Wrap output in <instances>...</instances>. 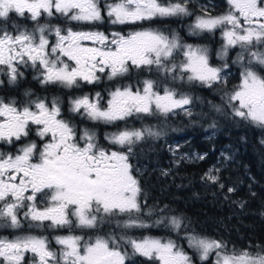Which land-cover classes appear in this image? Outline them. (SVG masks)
I'll return each instance as SVG.
<instances>
[{"label":"snow or ice","instance_id":"6c2138e0","mask_svg":"<svg viewBox=\"0 0 264 264\" xmlns=\"http://www.w3.org/2000/svg\"><path fill=\"white\" fill-rule=\"evenodd\" d=\"M189 2L0 0V21L15 14L36 24L32 30L0 27V74L16 83L24 76L21 68L31 67L42 84L68 89L99 83V74L113 82L131 80L135 74V82L116 83L104 104L99 92L70 101L71 113L112 126L133 116L167 119L177 111L192 116L188 106L193 98L177 90L178 81L208 88L222 85L224 103L212 105L213 110L264 129V0H226L227 8L220 15L204 11L195 16L189 26L191 34L221 32L224 43L217 56L224 63L219 67L210 63L207 47L184 44L176 33L148 27L105 34L39 23L42 17L59 14L78 23L107 19L113 25H136L193 16ZM232 49H238L231 65L238 66L239 83L227 89ZM145 72L152 78L139 79ZM162 134L155 125L125 126L106 135L105 146L93 129H78L63 118L58 99L24 103L0 99V144L14 149L0 151V226L20 229L22 220L37 227L47 221L48 227L67 228L69 233L52 238L58 249L43 235L0 236V264H127L136 256L151 264H194L192 255L171 237L129 234L132 229L152 227L178 236L183 231L188 248L200 261L214 257L211 264H264V248L230 251L221 240L186 231L184 218L168 214L167 206L158 208L141 198L140 181L134 174L139 170L131 158L138 144ZM220 172V168H210L201 180L223 190ZM234 191V187L227 188V193ZM229 198L224 194L225 200ZM38 199L46 206L38 207ZM153 216L156 219L149 223ZM112 224L114 228L99 234ZM77 229L85 234H74Z\"/></svg>","mask_w":264,"mask_h":264},{"label":"trees","instance_id":"16d2710c","mask_svg":"<svg viewBox=\"0 0 264 264\" xmlns=\"http://www.w3.org/2000/svg\"><path fill=\"white\" fill-rule=\"evenodd\" d=\"M236 77V73L228 77L227 89L235 86ZM224 88L214 85L204 92L199 86L193 87L192 116L178 117L171 136L164 138L161 135L158 139L138 144L131 160L149 163L171 161L173 159L164 140L178 144L177 151L192 155L190 159L180 157L182 164L175 170L178 178L187 180L172 185L175 189L172 195L176 198L174 208L182 212L178 217L184 218L188 225L186 231L195 230L221 240L230 251H251L264 247V144L260 143L264 139V129L213 110L212 105H223ZM202 106L205 117L201 114ZM128 123L129 128L141 127L137 120ZM213 123L215 127L210 126ZM195 153L204 159H197ZM212 167L221 169V182L225 184L223 190L201 180ZM160 187L162 190L169 188L167 184ZM228 187H234L235 191L227 193ZM224 194L230 198L225 200ZM183 235L182 231L177 239ZM193 257L195 264H210L213 258L202 263Z\"/></svg>","mask_w":264,"mask_h":264},{"label":"flooded vegetation","instance_id":"af4514ba","mask_svg":"<svg viewBox=\"0 0 264 264\" xmlns=\"http://www.w3.org/2000/svg\"><path fill=\"white\" fill-rule=\"evenodd\" d=\"M103 2L104 0H102V4ZM162 2H167V0H162ZM226 8V0H190L189 10L193 12V16L189 17L157 18L153 21H146L136 25H113L110 24L107 19H105L103 23L86 24L70 21L63 16L56 14L53 17H42L39 23L47 24L49 27L59 26L62 29L71 28L74 31H101L105 34L111 33L113 31L127 33L129 31L140 30L141 28L148 27L162 30L166 34L176 33L179 36L181 42L184 44L207 47L209 49L210 63L213 66L219 67L224 63V60L220 59L217 56V53L224 43L220 30H217L215 33H201L199 35H193L190 32L189 26L194 22L195 16L203 15L204 11H207L211 15L216 16L223 13ZM35 26V22L31 21L27 17L21 18L16 16L15 14H12L8 21H0V27H5L9 31H14L15 28H19L21 30L27 28L28 30H32ZM49 39L54 40V36H49ZM85 43L90 45V42ZM235 69H238V67H235L233 65L230 67V70H233L234 72H236ZM21 71L24 72V76L18 78L16 83H9L8 78L5 75L0 74V81H3V83H0V99H4L5 101L9 99H15L18 103H24L29 100L36 99H45L46 101L51 102L53 99H58L61 104L63 118L70 119L77 125L78 129L83 127L93 129L99 137L100 143L105 146L108 145L104 137L111 132L122 129L125 126L129 128L128 122L130 121L137 120L138 122H140V119H143L145 120V123H151L152 125L159 127L163 133L162 135L164 136V138H166L167 136H171L175 132L173 131V129H175L176 127L175 120L178 117L187 118V115H185L182 111H177L175 115H170L167 119L158 116L143 118H137L133 116L130 117L126 122H118L116 126L96 124L83 119L79 115L71 113L69 111L70 101L78 96H95V93L99 92L104 97V100L101 102L102 104H104L108 98L109 91H111L116 86V83L135 82V80L138 78L135 74H133L131 80L125 79L118 82L109 81L107 80L105 74H99L101 75V80L99 83L92 85L81 83V86L79 88L68 89L62 87L59 84H42L40 80L36 78L39 73L37 72V70H34L31 67L21 68ZM143 78L152 77L151 74L145 72L139 77V79ZM174 86L178 91L186 92L192 97L194 95L193 87L199 86V88H201V90L204 92L207 88L199 84H188L179 81L176 82ZM200 100L204 102L203 98H200ZM192 106L193 104L190 105V109ZM201 108L202 117H205V108H203V106ZM164 142L167 145V143L171 142V140L165 139ZM0 151L8 152L14 151V149L9 145L0 144ZM131 162L133 163L134 168L139 170L138 172H134V174L137 175V178L140 181V186L142 188L141 198L143 199L146 197L147 203L149 205H154L158 208L167 206V212L170 215L179 216V214H182V212H180L179 210L177 211L174 208L176 207V198L174 195H172L173 191H175V189L172 188V185L175 186L177 183L180 184L184 180L183 178H178L175 171L177 167L182 164V162L177 160L154 163L132 160ZM165 172H167V175H164ZM185 180H187V178H185ZM160 183L167 184L169 188H164L162 190L160 187ZM37 206L43 208L46 205L38 199ZM155 219L156 216H153L151 220H149V223H151ZM48 223L49 222L46 221L43 225L37 227L34 223L30 225L28 221L22 220V227L20 229H11L0 226V236H7L11 238L14 235L29 233L32 235H43L47 236L52 242L51 247H53L54 249H58L59 246L55 244L52 238L57 235L69 234L68 229H53L48 227ZM114 227V224L106 225L103 227V230L99 234L103 235ZM74 234L84 235L85 232L77 229L75 230ZM89 234L95 235L96 233ZM129 234L135 236L136 238L150 235L157 238L171 237L172 239L177 240L176 233L170 232L163 227H152L150 229H132L129 230ZM183 237H180V239L178 238L180 241L177 240V242L184 247L185 251H187L189 255H193L192 249L188 248L187 241ZM127 264H151V262L147 261L143 257L136 256L128 261Z\"/></svg>","mask_w":264,"mask_h":264},{"label":"rangeland","instance_id":"374dc122","mask_svg":"<svg viewBox=\"0 0 264 264\" xmlns=\"http://www.w3.org/2000/svg\"><path fill=\"white\" fill-rule=\"evenodd\" d=\"M236 51H238V49H232V50H230V52H229V63H230V65H231V59H234L235 58V53H236ZM232 66V65H231ZM233 66H235V67H238L237 65H233ZM235 71L236 72H234L233 70H230V73H229V75H228V77L229 76H231V75H233V74H237V79L235 80V82H234V84L233 85H237L238 83H239V71H238V69H235ZM228 77H227V79H228ZM189 108H190V105L188 106ZM184 113V112H183ZM145 120H143V119H140V125L139 126H143V125H152L151 123H145L144 122ZM138 128V127H137ZM178 144H176V143H174V142H169V143H167V145H166V147H167V149L169 150L170 149V147L171 148H173V149H176V151H175V153H173V151H168L169 152V154H170V156L172 157V159L174 160V161H180V158L179 157H185L186 159H190L191 158V154H189V153H181V152H179V151H177V149L179 148V146H177ZM195 156H200L199 154H197V153H195ZM202 156V155H201ZM176 158V159H175ZM213 168V167H212ZM264 239V238H263ZM177 240H179V239H177ZM180 241V240H179ZM264 241V240H263ZM263 244V246H264V242L262 243ZM261 248H264V247H262L261 246ZM192 256H196L197 258H198V256L197 255H195V254H193ZM212 259H214V257L212 258ZM212 259H211V262H212ZM193 262H194V257H193ZM202 263L203 262H205V261H201ZM195 264V263H194ZM211 264V263H210Z\"/></svg>","mask_w":264,"mask_h":264}]
</instances>
